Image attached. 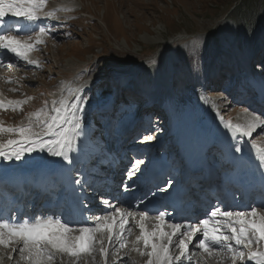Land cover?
Returning a JSON list of instances; mask_svg holds the SVG:
<instances>
[{
    "label": "rangeland",
    "instance_id": "rangeland-1",
    "mask_svg": "<svg viewBox=\"0 0 264 264\" xmlns=\"http://www.w3.org/2000/svg\"><path fill=\"white\" fill-rule=\"evenodd\" d=\"M240 1L47 0L45 8L51 7L48 11L57 9L56 16L64 23L57 24L59 19L44 21L52 34L46 36L45 43L39 45V50L33 52L40 61V67L16 65L17 62H15L12 67L4 66L0 69V93L4 94L5 98L22 100L28 96L33 97L23 105L22 111L13 112L11 109L0 111V120L6 126H14L24 120L25 113L34 111L44 101L59 98L61 94L69 95V88H81L83 81L87 78L89 79L87 82L96 83L97 77L103 79L101 78L100 83L94 86L95 93L91 98L95 100L101 99L105 94H110L111 90L122 88L125 91L131 85L129 80L133 77L139 85L141 83L147 85L146 82H151L153 79L149 84L152 96L155 95V90L159 85H162L161 89L164 93L162 98L159 95L154 96L156 100L163 99L172 106H182L183 111L186 109V113H192L196 119L204 115L215 116L216 120L211 133L214 132L216 125L223 129L226 128L225 122L229 120L233 123H244L249 114L261 116L262 119L263 111L250 110L249 103L245 105L238 103L234 106V102H230L231 98H228L227 92L232 91L234 79L237 78L235 74L225 87H223L224 81L228 80H223L219 76L214 79L213 73L208 74L217 68L219 72L220 69L227 67L230 69L232 65L244 68L246 64L253 72L249 76L244 74L242 77L243 82L240 86L245 91L243 95L251 94V85L245 81L246 78L253 79V81L254 79L259 81L262 78L258 73L264 71V54L260 56L264 32L256 37L255 35L243 37L241 32H238L236 24L228 17ZM61 7H66L67 12L60 10ZM211 33H214L217 42L209 35ZM239 42H241L240 45H238ZM32 57L34 58L33 55ZM191 59L198 65L197 72H201V65L205 59L210 60L209 65L203 68L202 75H200L203 77L207 75L205 84L200 85L191 80L192 76L197 74L188 64ZM8 62L3 60L6 65ZM152 65H155L156 70L151 69ZM105 70L109 73L106 76ZM94 71L103 76H96ZM177 73H179L181 82L176 79ZM9 78L13 82L8 83ZM61 81L64 82L63 87H61ZM13 88L18 91H10ZM172 90L178 94L177 98ZM111 96H114V92ZM115 99L117 118L110 130H116L119 133L114 136V139L118 141L128 122L126 116H119L118 112L128 109L125 108L126 98L124 96ZM90 101L87 100L85 104L83 118H90V112L87 110V104ZM226 104L228 106H225ZM242 107L243 110L247 109V113L242 111ZM101 109L104 108L101 107ZM222 115L226 117V121L225 119L222 121ZM95 116L96 114H92L91 117ZM105 116L112 117L108 113ZM176 116L173 115L172 121L180 120L181 116L177 118ZM123 121L124 124H122ZM152 123L157 125L156 130H146L144 137H158L157 133L162 131L161 127L164 126L165 120H161L160 116H155V120H149L148 125ZM98 125L102 124L98 123ZM203 129L201 131H207ZM262 129L263 126L253 133L252 142L264 141V130ZM193 131L194 128L188 134ZM8 137L9 134H2L0 140ZM222 138L219 140L221 141ZM94 139L92 137V140ZM219 140L216 141L218 146L215 147L214 152L219 149L222 151V148L226 149V145H220ZM205 142L208 141L205 140ZM126 146L127 144L114 141L112 147H118L120 153L130 154L131 150L129 147L125 148ZM242 146L246 150L247 146ZM87 147L90 148V142ZM88 149L84 148L86 151ZM108 151V157L112 156L110 159L124 166L125 161L116 157L117 153L110 154ZM37 152L40 153V151ZM44 155L49 154L44 152ZM19 162L24 163V159ZM126 197L128 198L127 195ZM127 198L122 197L123 200ZM132 210L136 209L132 208ZM260 210L264 211V209ZM135 235H138V229L133 226V234L128 237V240H133ZM9 250L0 247V264H24L20 261L18 252L13 254L10 260L8 254L11 250ZM196 254L200 255L199 250ZM129 257L137 264H144L146 260V257H141L136 252H130ZM129 257H123L124 264H130ZM64 259L67 264L68 258ZM96 259L99 260L100 257L97 255ZM108 259L110 264L114 260L117 261L112 253L109 254ZM197 262L199 264H231L230 260L225 259L221 262L213 258L202 260L200 258L194 264ZM81 264L84 262L81 261Z\"/></svg>",
    "mask_w": 264,
    "mask_h": 264
},
{
    "label": "snow or ice",
    "instance_id": "snow-or-ice-1",
    "mask_svg": "<svg viewBox=\"0 0 264 264\" xmlns=\"http://www.w3.org/2000/svg\"><path fill=\"white\" fill-rule=\"evenodd\" d=\"M46 4L47 0H0V54L9 58L8 67L16 61L25 66H41L31 54L52 34L44 21L59 19L57 9L44 10ZM8 17L17 19L9 21ZM4 66L0 59V67ZM7 82L13 81L9 78ZM60 83L63 87L64 82ZM81 91L82 88H69V95L61 94L59 98L44 101L34 111L25 113L24 120L14 126H6L0 120V135L9 134L7 139L0 140V158L19 161L26 154L40 151L71 164L70 153L76 151L77 141L83 134L87 97L81 96ZM32 99L31 96L22 100L7 99L0 93V111H22L23 105ZM242 111L247 113V109ZM261 126H264V119L255 114H249L244 123L225 122L234 137H251ZM152 139V136L145 137L147 141ZM252 147L257 149L260 166L264 167V148L255 141ZM235 151L239 153L242 149L237 145ZM141 164L143 161L135 162L128 172L129 178ZM87 183L88 180L80 178L74 185L70 181L71 199L79 210L76 217L0 214V247L11 250L8 258L11 260L18 252L24 264H66L65 257L67 264H81V261L110 264V252L117 260L136 252L146 257L144 264H193L194 247L199 250L201 259L264 264V211L260 210L264 209V200L245 205L243 211L231 210V206L224 210L219 204H209L202 214L204 218H198L196 224L171 222L170 218L166 219L165 211L154 206L139 211L132 210L131 205L116 206L108 200L102 201L106 214L87 216L89 207L81 200L83 186ZM172 183L170 180L159 191L167 192ZM153 211L158 214L150 215ZM133 226L138 229V235L129 241ZM130 264L137 262L130 260Z\"/></svg>",
    "mask_w": 264,
    "mask_h": 264
},
{
    "label": "trees",
    "instance_id": "trees-1",
    "mask_svg": "<svg viewBox=\"0 0 264 264\" xmlns=\"http://www.w3.org/2000/svg\"><path fill=\"white\" fill-rule=\"evenodd\" d=\"M228 17L244 36L255 35L256 37L259 33L264 32V0H241L237 8L235 7ZM209 35L217 41L214 33ZM205 63L206 59L203 61L202 66Z\"/></svg>",
    "mask_w": 264,
    "mask_h": 264
},
{
    "label": "bare ground",
    "instance_id": "bare-ground-1",
    "mask_svg": "<svg viewBox=\"0 0 264 264\" xmlns=\"http://www.w3.org/2000/svg\"><path fill=\"white\" fill-rule=\"evenodd\" d=\"M0 69H3V67H0ZM175 115V114H174ZM177 117H179V116H176V118ZM203 127H200V130L202 129ZM203 130H207L206 128H204ZM88 131V130H87ZM216 141H217V139H216ZM218 142V141H217ZM91 144V143H90ZM241 147V146H240ZM88 149V148H87ZM90 149V148H89ZM88 149V150H89ZM241 149H242V151L241 152H239L240 154L239 155H237L235 158H236V165L235 166H237V167H239V166H241L242 168H247V166L248 165H250L249 167L250 168H252L253 169V167H254V164H250V162L249 163H245L244 161L243 162H241V160H240V158H241V156L240 155H243V154H245L247 151L246 150H244L243 149V146L241 147ZM257 150V149H256ZM216 152H220V149L219 150H217V151H215V152H213L215 155H218L219 157L221 156L220 155V153L218 154H216ZM90 153V152H89ZM33 154V155H32ZM31 154V156L29 155V154H27V155H29V156H25L23 159H24V163H20L19 161H17V160H15V159H12V160H3L2 158H0V159H2V160H0V167L1 168H7V167H9V166H12L13 168H15V169H17L18 167H21L20 168V170L19 171H25V168H24V166L25 165H28V164H31V163H33L32 162V160H35V159H39V158H44V161H46V162H51L52 161V158H53V156H51V155H44V152H40V153H38V152H34V153H32ZM89 154H86V156L89 158V156H88ZM111 158H112V156H110ZM109 157V158H110ZM60 159H62V158H60ZM249 159H251L252 161H253V159L251 158V156L249 157ZM31 161V162H30ZM112 163H114L115 161L113 160V159H111L110 160ZM2 163V164H1ZM67 163V161H65V164ZM90 163H92V161L90 162ZM115 163H119L120 165H122V163H120V162H115ZM49 167L50 168H52V165H49ZM31 170H27V172H30ZM264 173V172H263ZM217 175H220V174H222V172L221 173H216ZM246 174H248V172H246ZM170 175H173V172H170ZM139 176H145V174L144 173H140V175ZM247 176V175H246ZM263 176V178H264V175H262ZM8 177L9 178H12L13 177V175H11V174H8ZM244 177V176H243ZM122 187V186H121ZM242 188V187H241ZM238 190V189H237ZM236 190V191H237ZM123 192H125V190H122ZM125 196L126 195H128V193L127 194H124ZM123 195V196H124ZM42 195H39V197H41ZM130 196V195H129ZM128 196V197H129ZM131 197V196H130ZM131 201H132V199H130ZM121 201H123L124 202V205H126V206H123V202H121ZM126 201H127V199H126ZM129 201V200H128ZM128 201H127V203H128ZM120 202V203H119ZM117 203H118V205H116V206H122V207H127L129 204H127V203H125V200H120V201H118L117 200ZM120 204V205H119ZM92 214V213H91ZM90 214V215H91ZM195 217H197V216H195ZM10 251V250H9ZM8 252V251H7ZM111 253V252H110ZM109 253V254H110ZM16 254V253H15ZM201 258V257H200ZM199 258V259H200ZM125 263V260H124V258H122L121 260H117V264H124Z\"/></svg>",
    "mask_w": 264,
    "mask_h": 264
}]
</instances>
